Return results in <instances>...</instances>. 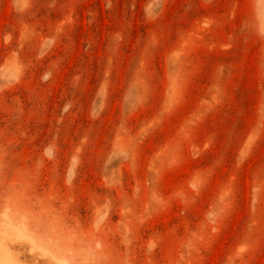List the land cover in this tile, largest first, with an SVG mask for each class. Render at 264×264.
I'll return each instance as SVG.
<instances>
[{
  "label": "rangeland",
  "instance_id": "rangeland-1",
  "mask_svg": "<svg viewBox=\"0 0 264 264\" xmlns=\"http://www.w3.org/2000/svg\"><path fill=\"white\" fill-rule=\"evenodd\" d=\"M1 264H264V0H0Z\"/></svg>",
  "mask_w": 264,
  "mask_h": 264
},
{
  "label": "bare ground",
  "instance_id": "bare-ground-1",
  "mask_svg": "<svg viewBox=\"0 0 264 264\" xmlns=\"http://www.w3.org/2000/svg\"><path fill=\"white\" fill-rule=\"evenodd\" d=\"M0 264H1V261H0Z\"/></svg>",
  "mask_w": 264,
  "mask_h": 264
}]
</instances>
